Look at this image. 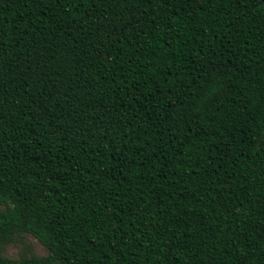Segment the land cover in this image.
Returning a JSON list of instances; mask_svg holds the SVG:
<instances>
[{
    "label": "trees",
    "instance_id": "1",
    "mask_svg": "<svg viewBox=\"0 0 264 264\" xmlns=\"http://www.w3.org/2000/svg\"><path fill=\"white\" fill-rule=\"evenodd\" d=\"M0 264H264V0H0Z\"/></svg>",
    "mask_w": 264,
    "mask_h": 264
},
{
    "label": "rangeland",
    "instance_id": "2",
    "mask_svg": "<svg viewBox=\"0 0 264 264\" xmlns=\"http://www.w3.org/2000/svg\"><path fill=\"white\" fill-rule=\"evenodd\" d=\"M47 255L46 247L30 234L15 236L14 240L7 244L4 250V256L16 260L41 258Z\"/></svg>",
    "mask_w": 264,
    "mask_h": 264
}]
</instances>
